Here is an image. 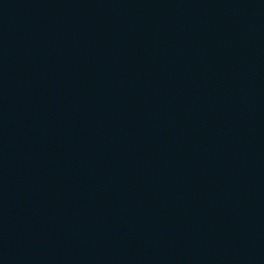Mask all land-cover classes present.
<instances>
[{
	"label": "water",
	"instance_id": "water-1",
	"mask_svg": "<svg viewBox=\"0 0 264 264\" xmlns=\"http://www.w3.org/2000/svg\"><path fill=\"white\" fill-rule=\"evenodd\" d=\"M0 264H264V0H0Z\"/></svg>",
	"mask_w": 264,
	"mask_h": 264
}]
</instances>
